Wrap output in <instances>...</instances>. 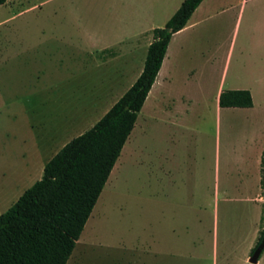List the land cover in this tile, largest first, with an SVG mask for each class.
<instances>
[{"label": "crops", "instance_id": "0c3cea01", "mask_svg": "<svg viewBox=\"0 0 264 264\" xmlns=\"http://www.w3.org/2000/svg\"><path fill=\"white\" fill-rule=\"evenodd\" d=\"M183 1L121 0L116 8L93 14L74 8L71 23L44 26L63 32H44L36 41L9 40L10 53L0 51V72L15 76L22 68L26 72L23 89L16 83L10 93L26 95L24 102L17 101L25 103L20 107L31 118L28 124L34 133V153L27 165L34 167L38 161L41 171L46 152L54 148L57 153L69 142L62 136L74 127L81 128L79 135L84 133L109 111L142 73L153 30L165 26ZM105 19L111 23L104 24ZM243 25L248 40L239 46ZM230 89H248L253 105L221 107L220 94ZM210 107L215 113L216 144L213 159L204 151L199 181L201 186L205 182L208 202L213 167V198L221 200L224 221L233 218L236 223L234 231L224 229L221 262L216 258L214 264H248L264 202V0H203L188 25L169 42L121 151V167L129 159L144 164L141 142L148 127H170L154 143L155 221L160 233L163 220H172L178 206L172 193L188 189L199 169L195 150L201 136L195 132L208 122ZM232 237H239V247L231 245ZM256 264H264V251Z\"/></svg>", "mask_w": 264, "mask_h": 264}, {"label": "rangeland", "instance_id": "374dc122", "mask_svg": "<svg viewBox=\"0 0 264 264\" xmlns=\"http://www.w3.org/2000/svg\"><path fill=\"white\" fill-rule=\"evenodd\" d=\"M120 1L7 0L0 5V51L10 53V39L36 41L44 37V32H63L44 26L71 23L74 8L88 9L93 14L97 9L116 8ZM63 8L69 9V13ZM106 22L111 23L109 19ZM245 39L248 40V29L243 25L239 46ZM25 73L24 68L16 76L9 71L0 72V215L42 178L44 164L56 153L54 148L46 152L40 160L41 171L36 165L38 161L34 160V167L26 164L34 153V133L28 124L31 118L23 109L25 103L17 101L24 102L26 95L10 93V87L16 83H21L19 88L23 89ZM131 80L132 77L128 82ZM207 112L208 122L195 132L201 136L195 150L199 169L193 173L188 189L172 193L178 206L172 220H163L162 232L157 230L155 221L154 143L155 137L169 133L170 127L158 124L149 126L143 135L144 164L136 165L129 159L121 167L123 152L119 156L68 264H214L216 258L221 262L224 229L234 231L236 223L233 218L230 223L224 221L221 200L213 198V167L208 202L205 182L201 186L199 181L204 151L213 159L217 137L214 110L210 107ZM79 130L80 127L72 128L61 140L69 138L70 141L79 135ZM182 204L188 207L185 209ZM172 228L176 229L175 233L171 232ZM230 241L233 247L240 246L239 237H232Z\"/></svg>", "mask_w": 264, "mask_h": 264}, {"label": "trees", "instance_id": "16d2710c", "mask_svg": "<svg viewBox=\"0 0 264 264\" xmlns=\"http://www.w3.org/2000/svg\"><path fill=\"white\" fill-rule=\"evenodd\" d=\"M202 1L184 0L165 26L153 30L143 71L133 85L93 127L66 143L46 163L42 178L0 215V264L68 263L135 126L173 34L188 25ZM6 2L0 0V5ZM219 104L251 107L253 98L248 89L224 90ZM261 174L264 188V150ZM263 241L264 202L251 254Z\"/></svg>", "mask_w": 264, "mask_h": 264}, {"label": "water", "instance_id": "95a60500", "mask_svg": "<svg viewBox=\"0 0 264 264\" xmlns=\"http://www.w3.org/2000/svg\"><path fill=\"white\" fill-rule=\"evenodd\" d=\"M263 249H264V241L260 245H258L257 248L254 250V252L251 254L249 258V262L256 264L260 258V255L263 252Z\"/></svg>", "mask_w": 264, "mask_h": 264}]
</instances>
